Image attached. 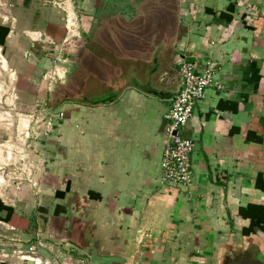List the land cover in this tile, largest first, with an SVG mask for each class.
I'll return each mask as SVG.
<instances>
[{"label": "crops", "instance_id": "0c3cea01", "mask_svg": "<svg viewBox=\"0 0 264 264\" xmlns=\"http://www.w3.org/2000/svg\"><path fill=\"white\" fill-rule=\"evenodd\" d=\"M76 4L62 93L44 78L48 46L32 37L61 41L65 14L52 0H0V59L21 110L47 101L65 112L37 148L40 195L0 183L12 209L8 220L0 206V264H34L15 251L37 235L38 255L61 264H264V0ZM183 60L211 67L223 88L209 87L182 129L193 181L172 186L162 183L165 115Z\"/></svg>", "mask_w": 264, "mask_h": 264}, {"label": "built area", "instance_id": "2783aa9c", "mask_svg": "<svg viewBox=\"0 0 264 264\" xmlns=\"http://www.w3.org/2000/svg\"><path fill=\"white\" fill-rule=\"evenodd\" d=\"M52 4L65 14V37L61 41H56L43 38L44 35L40 34L35 38L32 37V40L41 41L48 46L47 52L53 65L44 78L52 83L62 84L66 81L65 67L70 61L67 48L80 38V21L76 0H52ZM179 65L181 90L165 115L169 142L165 147L161 162L162 183L172 186H189L193 181L191 153L194 142L183 135L182 129L190 122L197 104L205 97L206 90L209 87L222 89L223 84L216 80L211 67L199 70L196 63L185 60L180 61ZM11 96L13 100L9 108L3 111L6 117L3 118L0 114V121L3 122L4 131L7 134L6 138L0 141V174L4 177L1 182L5 181L8 174L11 175L9 167L11 164L9 163L19 155L22 160L27 159L28 161L24 169L28 171V176L27 178L20 177L18 176L20 173L14 169L15 176H12L8 183L15 182L18 186L27 183L38 196L40 195V182L36 176L41 174L40 166L43 164V158L37 145L52 135L58 123L65 119V112L52 107L47 101L38 102L30 112H24L17 102L19 95L15 89L12 90ZM0 102L3 103L2 99ZM5 103L7 104L6 101ZM41 248H44V242L41 236L37 235L33 243H30L27 248H17L15 254L21 260L34 264H61L59 261L38 255Z\"/></svg>", "mask_w": 264, "mask_h": 264}, {"label": "rangeland", "instance_id": "374dc122", "mask_svg": "<svg viewBox=\"0 0 264 264\" xmlns=\"http://www.w3.org/2000/svg\"><path fill=\"white\" fill-rule=\"evenodd\" d=\"M118 7H119V5H118ZM120 8V7H119ZM138 11H140V9L138 10L137 9V11H136V13L138 12ZM133 16V15H132ZM142 16H140V17H138L137 18V21L139 22H141L142 21V19H144V17H142ZM132 18H134V16L133 17H131V19ZM157 18V17H156ZM116 20H115V23H117V24H123V25H126V22L125 21H123V20H121V18L120 17H116L115 18ZM105 23H100V25H99V27H100V29H102L104 26ZM143 24V23H142ZM104 33V30H102V31H99V32H95L94 34L93 33H91V37H93V39H96L95 40V42L97 41V37H98V35H101V34H103ZM136 38H138L139 37V35L138 34H136ZM94 42V43H95ZM95 45V44H94ZM2 61H3V59H0V100L2 99V101H3V103H1L0 102V114H3V111H7V109L9 108V106H10V103H11V100H13V98H12V96H11V92H12V90L13 89H15L16 90V92H17V94H18V91H17V87H16V81H15V73H14V71H13V69H11L10 67H9V65L8 64H6L5 62H3L2 63ZM2 65H6V68L7 69H4V68H2ZM78 71H79V67L78 66H76L75 67V69H74V71H73V74H72V77H71V79H70V82L69 83H73V81H74V83H73V86L72 87H74L75 88V77H77V74H78ZM11 73H13V75H11ZM69 79V78H68ZM67 78H66V81L64 82V83H62V84H60L59 85V87H61V90H62V93H63V91H64V87H65V83L67 82V80H68ZM69 81V80H68ZM19 95V94H18ZM2 96V97H1ZM62 97V96H61ZM5 101L7 102V104L5 103ZM20 101V97H19V99L17 100V102H19ZM5 108V109H3V108ZM14 119H15V117H14ZM3 122H1L0 121V128L4 131L5 129H4V127H3ZM6 136H7V134H5V131H4V135H3V137L0 139V141H3V139H5L6 138ZM40 145H41V143L40 144H38L37 145V148H39L40 147ZM14 153V152H13ZM11 164V165H10ZM9 167H10V169H11V175L10 174H8V176L6 177V179H5V181H3L4 183H6V182H9V179H11L12 178V176H15L14 175V169H16L17 171H18V173H20V175H18V176H20V177H25V178H27V176H28V171H24V169H25V167L28 165V161H27V159H25V160H22V158H21V156H16V157H14L12 160H11V162L9 163ZM1 171V170H0ZM1 176V175H0ZM3 179H4V177H2ZM2 180H0V182H1ZM25 184H27V183H25ZM24 184V185H25ZM28 185V184H27Z\"/></svg>", "mask_w": 264, "mask_h": 264}, {"label": "trees", "instance_id": "16d2710c", "mask_svg": "<svg viewBox=\"0 0 264 264\" xmlns=\"http://www.w3.org/2000/svg\"><path fill=\"white\" fill-rule=\"evenodd\" d=\"M63 195H64V192H62V191H58V192H57V196H63ZM0 206L8 211V216H7L6 219L9 220L10 215L12 214V209H10V208L7 207V206L2 205L1 202H0Z\"/></svg>", "mask_w": 264, "mask_h": 264}, {"label": "bare ground", "instance_id": "6f19581e", "mask_svg": "<svg viewBox=\"0 0 264 264\" xmlns=\"http://www.w3.org/2000/svg\"><path fill=\"white\" fill-rule=\"evenodd\" d=\"M4 61H2V63H3ZM4 64V63H3ZM2 68H4V69H7L6 68V65H2ZM2 97V96H1ZM2 117L4 118V117H6V115H5V113L4 114H2ZM1 175V174H0ZM0 180H3V178H2V176H0Z\"/></svg>", "mask_w": 264, "mask_h": 264}, {"label": "water", "instance_id": "95a60500", "mask_svg": "<svg viewBox=\"0 0 264 264\" xmlns=\"http://www.w3.org/2000/svg\"><path fill=\"white\" fill-rule=\"evenodd\" d=\"M212 69V68H211ZM213 70V69H212ZM180 92V91H179Z\"/></svg>", "mask_w": 264, "mask_h": 264}]
</instances>
